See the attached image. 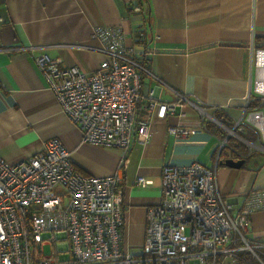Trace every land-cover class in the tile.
Masks as SVG:
<instances>
[{
	"label": "crops",
	"instance_id": "1",
	"mask_svg": "<svg viewBox=\"0 0 264 264\" xmlns=\"http://www.w3.org/2000/svg\"><path fill=\"white\" fill-rule=\"evenodd\" d=\"M94 26L121 27L131 55L161 80L143 72L145 92L152 89L160 101H177L174 111L151 122L147 142H133L124 157L119 186L122 241L129 251H141L147 211L159 201L165 162L196 160L214 169L230 211H239L249 189L264 188V153L239 155L226 146L218 157L223 138L199 128L197 112L174 91L210 112L220 111L232 124L242 115L249 93L257 95L252 56L264 43V0H0V155L17 162L59 138L80 171L105 175L118 168L120 148L80 143V130L62 111L27 51L41 47L51 57L91 72L102 55L81 46L98 44L92 37ZM152 100L145 95L138 103L139 118ZM176 124L196 130L178 139L167 131ZM241 134L253 137L248 128ZM225 158L245 162L233 167L221 162ZM137 176L150 183L136 185ZM247 236L264 241V209L251 213Z\"/></svg>",
	"mask_w": 264,
	"mask_h": 264
},
{
	"label": "built area",
	"instance_id": "2",
	"mask_svg": "<svg viewBox=\"0 0 264 264\" xmlns=\"http://www.w3.org/2000/svg\"><path fill=\"white\" fill-rule=\"evenodd\" d=\"M92 37L98 44L81 46L102 55L91 72L51 57L41 47L27 51L62 111L80 130V143L118 147L121 162L110 174L84 173L59 138L17 162L0 155V264H248V258L264 264V241L247 236L251 213L264 209V188L249 189L241 209L232 213L214 169L196 160L163 163L160 198L147 211L141 251H129L122 241L119 186L124 157L133 142H147L151 122L174 111L177 101H160L152 89L145 92L141 74L158 78L131 55L121 27L94 26ZM252 66L257 95L249 93L242 115L231 126L201 102L174 91L197 112L199 128L214 123L226 131L218 153L233 135L248 148L237 154H249L250 147L264 151V46L253 49ZM145 95L153 100L139 118L137 106ZM245 128L254 137L242 135ZM194 130L181 124L167 128L178 139ZM134 182L144 187L150 180L137 176Z\"/></svg>",
	"mask_w": 264,
	"mask_h": 264
},
{
	"label": "trees",
	"instance_id": "3",
	"mask_svg": "<svg viewBox=\"0 0 264 264\" xmlns=\"http://www.w3.org/2000/svg\"><path fill=\"white\" fill-rule=\"evenodd\" d=\"M264 46V43L261 45ZM215 116L221 120L222 122H224L226 125L231 126L232 125V121L230 119H228L224 114H222L220 111L216 110L215 111ZM208 128L209 130H212L216 135H218L219 137H224L225 136V132L223 131V129L221 128H217L214 127V124L209 123L208 124ZM254 137V136H253ZM227 144L229 147L233 148L235 151H237L238 153L241 154H245L248 149L247 147L240 141H237L235 138H231L229 137L227 139ZM224 149V148H223ZM223 149L221 150V152L223 151ZM221 152L219 153V156L221 155ZM76 167V166H75ZM77 168V167H76ZM79 169V168H77ZM80 170V169H79ZM264 260V257H263ZM248 264H256V262L253 259L248 258Z\"/></svg>",
	"mask_w": 264,
	"mask_h": 264
},
{
	"label": "water",
	"instance_id": "4",
	"mask_svg": "<svg viewBox=\"0 0 264 264\" xmlns=\"http://www.w3.org/2000/svg\"><path fill=\"white\" fill-rule=\"evenodd\" d=\"M228 136H229V134H228ZM221 162H224L228 166L241 167L244 164L245 159L244 158H238V159L225 158V159L221 160Z\"/></svg>",
	"mask_w": 264,
	"mask_h": 264
},
{
	"label": "rangeland",
	"instance_id": "5",
	"mask_svg": "<svg viewBox=\"0 0 264 264\" xmlns=\"http://www.w3.org/2000/svg\"><path fill=\"white\" fill-rule=\"evenodd\" d=\"M223 131L226 133V131H225L224 129H223ZM240 133H242V132H240ZM233 136H234V135H233ZM233 136H231V138H234ZM235 139H236V138H235ZM236 140H237V139H236ZM255 143H256V144H259V141L256 139V140H255ZM249 149H251V151H258V152H263V153H264V151H261V150L255 148V147H250ZM44 236H47V234H44ZM43 250H44V252H45L46 254L49 253V252H50V246H49V244L44 245Z\"/></svg>",
	"mask_w": 264,
	"mask_h": 264
}]
</instances>
